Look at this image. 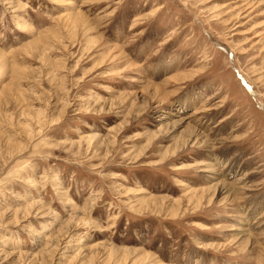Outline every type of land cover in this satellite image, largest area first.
<instances>
[{"label":"rangeland","instance_id":"obj_1","mask_svg":"<svg viewBox=\"0 0 264 264\" xmlns=\"http://www.w3.org/2000/svg\"><path fill=\"white\" fill-rule=\"evenodd\" d=\"M0 264H264V0H0Z\"/></svg>","mask_w":264,"mask_h":264},{"label":"bare ground","instance_id":"obj_2","mask_svg":"<svg viewBox=\"0 0 264 264\" xmlns=\"http://www.w3.org/2000/svg\"><path fill=\"white\" fill-rule=\"evenodd\" d=\"M224 191V190H223ZM68 230V229H67ZM246 241V240H245ZM135 251V250H134ZM139 252V251H138ZM142 252V251H141ZM94 253H95V251H94ZM133 253H135V252H133ZM137 255H139L138 253H137ZM147 257L146 256H141V259L142 260H144V259H146ZM140 259V258H139ZM150 259H152V258H150ZM149 260V259H148ZM123 262H125L126 260H122ZM140 261V260H139ZM145 262V261H144Z\"/></svg>","mask_w":264,"mask_h":264}]
</instances>
